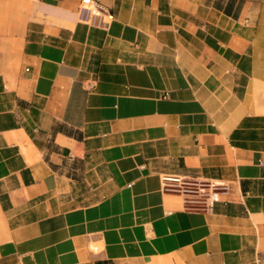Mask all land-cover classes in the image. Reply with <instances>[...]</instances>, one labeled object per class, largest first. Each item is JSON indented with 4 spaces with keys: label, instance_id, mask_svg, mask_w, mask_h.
<instances>
[{
    "label": "crops",
    "instance_id": "crops-1",
    "mask_svg": "<svg viewBox=\"0 0 264 264\" xmlns=\"http://www.w3.org/2000/svg\"><path fill=\"white\" fill-rule=\"evenodd\" d=\"M99 1L0 0V264H264V0Z\"/></svg>",
    "mask_w": 264,
    "mask_h": 264
},
{
    "label": "built area",
    "instance_id": "built-area-1",
    "mask_svg": "<svg viewBox=\"0 0 264 264\" xmlns=\"http://www.w3.org/2000/svg\"><path fill=\"white\" fill-rule=\"evenodd\" d=\"M78 19L86 25L107 28L114 20V15L99 0H81ZM163 181L165 190L182 196L187 209L206 212H213L215 206L223 201V195L230 189L229 185L222 181L197 179L178 174H166ZM262 258L264 260V253Z\"/></svg>",
    "mask_w": 264,
    "mask_h": 264
},
{
    "label": "rangeland",
    "instance_id": "rangeland-1",
    "mask_svg": "<svg viewBox=\"0 0 264 264\" xmlns=\"http://www.w3.org/2000/svg\"><path fill=\"white\" fill-rule=\"evenodd\" d=\"M254 2H257L256 0H254Z\"/></svg>",
    "mask_w": 264,
    "mask_h": 264
}]
</instances>
